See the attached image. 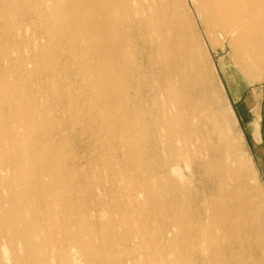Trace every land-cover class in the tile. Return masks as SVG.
I'll return each instance as SVG.
<instances>
[{
  "label": "bare ground",
  "instance_id": "obj_1",
  "mask_svg": "<svg viewBox=\"0 0 264 264\" xmlns=\"http://www.w3.org/2000/svg\"><path fill=\"white\" fill-rule=\"evenodd\" d=\"M14 1L18 19L26 22L16 26L23 44L14 45L7 55L8 67L15 56L21 59L19 65L0 71V264H74L72 246L83 249L81 262L87 264L135 261L126 240L111 244L109 255L101 254L109 249L110 238L126 239L129 228L105 234L104 247L97 252L92 236L81 228L79 235H73L66 229L68 223L57 220L73 192V183L62 178L68 162L75 158L59 152L55 138L59 112L49 116L35 92L27 91L30 82L22 76L31 71L29 64L35 59L50 82H58L51 90L54 95L83 103L96 99L91 110L100 123L97 119L94 129L109 133V142L121 134L118 138L126 159H148L146 165L133 167L136 176L127 184L121 177H110V188L120 191L121 182L128 198L141 204V209L161 212L163 179H173L166 165L174 157L188 165L195 159V173L204 177L202 187L195 186V263L264 264V185L258 175L256 185L250 183L255 166L241 151V144H199L203 135L214 138L211 130L223 131L213 113L201 62L173 0ZM192 1L205 23L226 30L229 36L252 27L235 26V7L243 6L242 14L253 17L257 3H264ZM190 10L188 16L193 17ZM8 15L0 19L8 20ZM31 19L39 30L30 26ZM45 35L48 44L58 40L61 48L69 50L70 64L62 58L41 60L51 51L42 44ZM68 71L75 73L73 80L66 78ZM70 82L72 87L67 88ZM51 175L61 182L46 179ZM57 187L64 188L66 195L54 193ZM31 194L38 204L29 198ZM90 211L85 212L87 220H92ZM46 220L50 232L40 228ZM105 223L110 225L111 219ZM153 236L136 233L135 242L147 239L146 244H154L163 255V243Z\"/></svg>",
  "mask_w": 264,
  "mask_h": 264
},
{
  "label": "rangeland",
  "instance_id": "obj_2",
  "mask_svg": "<svg viewBox=\"0 0 264 264\" xmlns=\"http://www.w3.org/2000/svg\"><path fill=\"white\" fill-rule=\"evenodd\" d=\"M12 1L0 0V18L9 14L8 20L0 19L2 33L0 40L3 39L5 43L0 47V71L6 68L13 69L21 61L19 57L15 56L13 64L10 67L7 66V55L10 56L11 48L21 43V38L17 36L16 29L18 27L16 26H24L26 22L18 19L17 8H15L16 1ZM173 2L181 15L186 34L195 47L198 60L201 62H199L200 66L204 70L207 85L211 91L213 113L218 118L219 126L224 132V134L223 132L220 134L217 130L216 133L211 130L214 138L206 139L203 135L204 141H200L199 144L212 143V141L221 142L223 145H228L230 142L241 144V151L245 152L248 159H252L255 166L250 183L256 185V178L259 177L258 179L261 181L259 183L264 185V159H258L252 144L256 137L252 140V134L249 132V129H253L251 125L258 126L261 117L259 113L257 118L252 116L250 125H248L251 115L248 119L242 117L238 105L232 99V89L236 86L239 90L252 88L255 92L259 91L256 95L260 97L259 102L264 103V3H257L259 7L255 10L256 14L253 17L242 14L240 10L244 9L243 6L235 7L234 11L237 12L235 26L249 24L252 27L247 31L237 30L229 36L226 30L205 23L197 9L194 8L192 0H183V3L181 0H173ZM186 6H189L188 11L191 9L194 12L193 17L188 16ZM21 8L23 7L21 6ZM29 23H31L30 26H33L32 28L38 27L34 19H31ZM12 35L14 36L12 37ZM59 42L56 40L52 44H48L47 35L43 36L42 44H47V48L51 51L47 55L45 53V57L41 60L45 58L56 61L62 58L63 63L70 64L71 61L67 58L70 54L69 50L61 48V42ZM56 49L57 51H55ZM22 50L26 55L29 54L28 48L24 47ZM218 50H223V53L219 54ZM29 65L32 68L31 71L24 72V76H22L30 82V88L27 91L35 92L43 102L42 108L45 107L48 110L49 116L52 117L54 111L59 112L55 122L59 126L55 133L56 141L59 143L57 144L59 152L75 158L68 162L65 169L66 174L62 178V180L66 178V181L73 183V192L66 203L65 210L61 215L56 216L59 223H68L69 227L66 229L76 236L81 233L80 230L87 232L92 236L93 248L96 251L104 247L106 236L123 228L131 230L129 234L124 233L126 239L119 236H116L115 239L110 238L109 249L101 252L102 255L110 254V246L114 242L124 244V240H126L130 247L129 254L135 257L134 264H196L195 186L202 187L204 177L195 173V159H192L188 165L184 160L174 157L166 165V171L173 179H163V186L166 190L159 197L163 202L161 212L141 209V204L137 203L138 206L128 198L125 184L118 183L122 187L118 191L110 188L109 181L112 176L121 177L126 184L127 181H133L136 176L133 167L137 163L146 165L148 159H126V149L120 145L118 138L121 134H117V138L109 142V133L99 128L94 129L93 123L98 119H96L95 111L91 110L92 104L96 102L95 98H88L83 103L82 100L56 96L51 90L57 87L54 84H58V82L51 83L49 77L43 74L39 60L35 59ZM63 71L59 69L58 72L63 74ZM75 76V73L68 71L66 78L73 80ZM78 83L82 87V80ZM69 86L72 87L71 82L67 88H70ZM260 103H258L257 109H253L254 112L260 111ZM75 110L81 115V118L77 113L74 114ZM5 111L9 112L10 110L5 108ZM262 115L264 119V112ZM99 123L98 119L97 124ZM200 156L203 157L202 154ZM220 157L217 159H222ZM46 179L54 182L61 180L56 175H51ZM139 186L140 184L137 183V187ZM54 191L60 195L66 193L62 187H57ZM29 198L38 204L35 195L31 194ZM144 199V197H140L141 201ZM87 209L91 210L92 220H87L85 217ZM41 213L45 215L43 209ZM49 219L47 218V220ZM109 219H111V224L105 226V222ZM47 220L42 222L40 228L50 232L52 229ZM159 231H162L161 235L155 238L153 235ZM136 233H148L158 242L163 243L164 254L161 255L157 252L154 244L148 246L147 239L141 243L135 242ZM116 247L119 246L114 248L116 249ZM69 248L73 253L74 264H87L81 262V257L84 255L83 249L75 246Z\"/></svg>",
  "mask_w": 264,
  "mask_h": 264
},
{
  "label": "crops",
  "instance_id": "obj_3",
  "mask_svg": "<svg viewBox=\"0 0 264 264\" xmlns=\"http://www.w3.org/2000/svg\"><path fill=\"white\" fill-rule=\"evenodd\" d=\"M258 92L259 91L255 92L252 88L239 90L235 86V88L232 89V99L234 103L238 105L237 107L240 109L239 112L242 117H247L248 119V117H250L251 115V118L248 119V125H250V120L252 119V116H255L257 118L259 113L261 119H259L258 126L253 127V125H251V128L253 129H249V132H251L252 134V140L254 139V137H256L255 140L252 141V144L253 149L258 156V159H264V119L262 115V113L264 112V103L259 102L260 97L256 95V93ZM258 103H260V111L254 112L253 109L258 108Z\"/></svg>",
  "mask_w": 264,
  "mask_h": 264
},
{
  "label": "water",
  "instance_id": "obj_4",
  "mask_svg": "<svg viewBox=\"0 0 264 264\" xmlns=\"http://www.w3.org/2000/svg\"><path fill=\"white\" fill-rule=\"evenodd\" d=\"M218 53H219V54H222V53H223V50H218Z\"/></svg>",
  "mask_w": 264,
  "mask_h": 264
}]
</instances>
